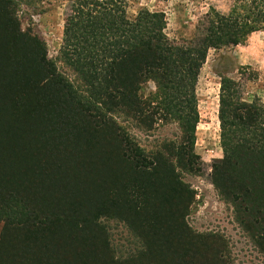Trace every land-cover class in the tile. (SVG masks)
I'll return each instance as SVG.
<instances>
[{"label": "trees", "instance_id": "trees-1", "mask_svg": "<svg viewBox=\"0 0 264 264\" xmlns=\"http://www.w3.org/2000/svg\"><path fill=\"white\" fill-rule=\"evenodd\" d=\"M65 1L58 70L42 39L19 29L29 0H0V253L5 233L18 240L10 228L28 227L27 264H228L214 237L184 223L194 193L180 172H199L195 84L207 51L264 33V0H233L225 14L208 7L195 40L170 39L161 11L129 18L118 0ZM219 77L222 156L210 181L244 211L241 226L264 256V99ZM168 124L171 137L161 134ZM130 127L156 133L153 149ZM98 214L141 248L114 260Z\"/></svg>", "mask_w": 264, "mask_h": 264}, {"label": "rangeland", "instance_id": "rangeland-1", "mask_svg": "<svg viewBox=\"0 0 264 264\" xmlns=\"http://www.w3.org/2000/svg\"><path fill=\"white\" fill-rule=\"evenodd\" d=\"M126 16L132 18L139 9L161 11L165 17V33L170 39L195 40L200 36L204 14L212 7L221 14L228 12L233 0H118ZM28 5L20 4L17 12L19 29L33 33L45 44L47 57L58 70L64 68L60 56L63 10L65 0H29ZM73 71L69 72L73 76ZM225 75L240 84L242 96L264 99V33L260 30L250 33L246 39L234 46L209 49L197 74L195 84L196 111L198 122L194 129L192 150L199 158L198 174L180 172V180L194 193L193 199L184 215V223L195 235L214 237V246L221 251L228 264H264V256L253 247L241 214L235 212L233 205L224 200L210 181V172L221 158L217 114V93L220 77ZM154 90L153 83L147 81L140 89L145 96ZM131 127L129 128V130ZM138 144L145 152L153 149L152 139L156 133L147 135L132 128ZM174 127L163 126L161 134L171 137ZM86 143L93 145L91 136ZM251 216L254 224L255 214ZM246 216V215H245ZM96 220L108 233L107 241L114 260L132 256L141 248L135 238L115 219L98 214ZM0 221V235L2 234ZM11 239L2 243L1 264H27L31 243L34 240L31 229L10 228ZM199 242V241H198ZM197 242V243H198Z\"/></svg>", "mask_w": 264, "mask_h": 264}, {"label": "crops", "instance_id": "crops-1", "mask_svg": "<svg viewBox=\"0 0 264 264\" xmlns=\"http://www.w3.org/2000/svg\"><path fill=\"white\" fill-rule=\"evenodd\" d=\"M216 120H217V117H216Z\"/></svg>", "mask_w": 264, "mask_h": 264}]
</instances>
